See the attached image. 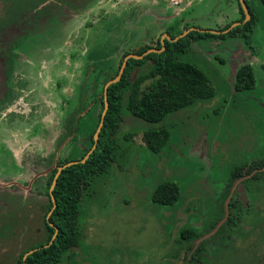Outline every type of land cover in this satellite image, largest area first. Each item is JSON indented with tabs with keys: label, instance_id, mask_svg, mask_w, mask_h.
<instances>
[{
	"label": "rangeland",
	"instance_id": "rangeland-1",
	"mask_svg": "<svg viewBox=\"0 0 264 264\" xmlns=\"http://www.w3.org/2000/svg\"><path fill=\"white\" fill-rule=\"evenodd\" d=\"M238 2L0 0V99L7 92L6 48L59 11L49 29L24 39L26 71L13 74L9 100L0 103V264H15L18 251L13 249L44 238L45 183L39 180L28 189L24 182L49 161L55 165L58 158L77 156L72 147L56 148L76 111L78 89L92 80L91 72H100L99 82L115 76L124 53L154 48L166 32L218 31L239 19ZM247 2L256 17L249 47L238 35L195 37L177 56L204 72L214 98L169 114L158 125L133 117L123 104L115 161L83 193L77 246L61 264H264V5ZM31 44L37 50L29 53ZM246 63L254 88L236 91L235 74ZM158 126L170 137L152 153L142 135ZM163 182L179 188L171 206L152 201ZM12 183L18 189H11ZM28 224L34 226V240L25 244ZM182 229L194 235L182 239Z\"/></svg>",
	"mask_w": 264,
	"mask_h": 264
},
{
	"label": "trees",
	"instance_id": "trees-1",
	"mask_svg": "<svg viewBox=\"0 0 264 264\" xmlns=\"http://www.w3.org/2000/svg\"><path fill=\"white\" fill-rule=\"evenodd\" d=\"M259 1L264 5V0ZM237 4L239 19L236 22H241L244 19V14L239 2ZM245 4L251 15L250 20L225 34L212 35L209 33L190 32L175 43L164 41V50L160 53H150L141 60H128L121 80L108 88L107 100L109 108L104 118V125L96 149L84 164H77L64 169L57 179L53 190L56 207L49 218V221L58 228L57 236L53 239L50 246L41 248L47 245L54 235V229L44 221L43 240L39 244L25 248L22 253L24 255L27 251L34 248L40 249L28 255L24 263L61 264L64 255L77 246L79 203L83 193L90 187L92 180L104 174L115 161L116 147L114 141L121 122L120 112L124 103L126 104V109L133 117L149 125H158L169 114L188 108L199 100H210L215 97V89L209 83L204 72L194 64L177 60V56L185 52L184 48L189 39H194L195 37L222 39L229 35H238L246 47H249V40L255 26L256 17L252 13L247 0H245ZM229 26L230 24L218 29V31L222 32ZM181 33L170 37L173 38ZM160 48L159 40L154 49ZM149 49L153 48L143 46L137 51L124 53L120 58L119 67L127 54L141 55ZM147 63L150 64L147 72L141 74L137 72L135 75V72ZM91 73L92 80H86L78 89L76 111L70 114V122L66 133L58 140L56 148L58 150L61 144L70 138L74 132V136L66 143L65 147H72L73 152H78L77 156L73 159L58 158L54 169L38 178V180L44 181L46 187L44 194L48 197L45 214L52 208L48 192L56 173V168L70 161L81 160L91 149L93 135L103 110V86L106 82L116 77L118 71L115 76L105 78L101 82H99L101 78L99 71L93 70ZM147 80L152 82L146 90H142V85ZM254 85L252 67L246 63L235 74L234 89L236 91H247L253 89ZM88 107H90L89 110L78 118L75 125L78 115L85 112ZM82 136L83 138L79 141ZM169 137V130L163 126H158L157 128L147 129L142 135V141L149 151L158 153L167 144ZM52 166L53 161H49L42 170H48ZM179 196V188L175 183L163 182L157 185L152 201L159 205L171 206L177 202ZM192 235H194V232L190 229H182L180 232L182 239H190ZM194 257L193 254L189 260L190 263L194 261ZM18 264H23L22 255L18 260Z\"/></svg>",
	"mask_w": 264,
	"mask_h": 264
},
{
	"label": "flooded vegetation",
	"instance_id": "flooded-vegetation-1",
	"mask_svg": "<svg viewBox=\"0 0 264 264\" xmlns=\"http://www.w3.org/2000/svg\"><path fill=\"white\" fill-rule=\"evenodd\" d=\"M35 10H37V7H36V9ZM57 12H59V11H57ZM56 11H52L51 13H50V15L47 17V19L45 20V21H43L42 23H37L35 26H33L32 27V29L31 30H29V31H27L23 36H21V37H19V38H17V39H15L7 48H6V53H5V60H4V63H3V66H4V78H5V86H6V89H7V92L12 88V83H11V81H10V78L13 76V74L16 72V71H18V72H21V73H24V71H26L25 70V68L26 67H24L23 65H26V63H24L23 61H22V56H24V53L21 51L22 49H21V45H22V43H23V41H24V39L27 37V36H31V37H33V38H35V36H37V34L43 29V28H48L49 29V27H50V23H51V21H54L56 18H55V14L57 13ZM30 12H28V14H29ZM32 15V14H31ZM235 23V22H234ZM231 24H233V23H231ZM230 24V25H231ZM165 34H167V33H165ZM159 40H160V38H159ZM166 41V40H165ZM44 46L46 47V45H43L42 47L44 48ZM49 46H50V44H49ZM28 52L29 53H31V52H33V51H35V50H37L36 49V44H31V46L30 47H28ZM23 58H25V57H23ZM27 62H29L28 60H27ZM9 63V64H8ZM19 63L21 64V65H19ZM27 66V65H26ZM24 75V74H23ZM6 92V93H7ZM11 92H13V91H11ZM5 93V95L3 96V97H1L2 99H0V103L3 105V102H5V101H8L9 99H8V95H9V93H7L6 94ZM6 104H7V102H6ZM93 104V103H92ZM91 104V105H92ZM90 105V106H91ZM88 108H90V107H88ZM87 108V109H88ZM86 109V110H87ZM89 110V109H88ZM80 115V114H79ZM78 115V117H77V119H76V123H77V120H78V118L80 117ZM76 123H75V125H76ZM73 134H74V132H73ZM72 138V135L70 136V138H68L66 141H64L62 144H61V146L59 147V149H58V151L60 152L64 147H65V145H66V143L70 140ZM4 146H5V143H4ZM5 148H7V145H6V147ZM54 167H55V165H53L51 168H49L48 170H42V171H40V172H38V174H36L35 176H33V178H30L29 179V181H27L26 183L24 182V186L26 187V188H28V189H31V187L36 183V182H38L39 180H38V178L39 177H41V176H44V175H46L48 172H50L52 169H54ZM38 180V181H37ZM16 184V183H15ZM9 187H12L11 189H13V190H16V189H18L17 188V185H13V183L12 184H10L9 185ZM50 189V188H49ZM36 191H39V192H41L40 191V189H37ZM48 195H49V192H48ZM49 199H50V201H51V198H50V195H49ZM52 203V202H51ZM30 207V206H29ZM42 207L43 206H41V205H37V208L38 209H42ZM46 209H47V207H46ZM52 209V208H51ZM50 209V210H51ZM50 210H49V212H50ZM39 212V211H38ZM45 212H46V210H45ZM49 212L47 213V214H44V217H42V223L44 224V221L45 222H47L48 223V225H49V223H51L50 221H49V218H50V216H49V218H48V214H49ZM40 213V212H39ZM52 214V213H51ZM48 218V219H47ZM42 224V225H43ZM50 226V225H49ZM32 227H34V226H31L30 224H28V231L22 236V239H23V242L25 241V242H27V243H25V244H28V242L31 240V239H33V233L31 234L30 232H31V228ZM44 227V226H43ZM43 229L44 228H42V231H43ZM36 233H38L39 234V229L37 228L36 230ZM38 234H37V237H38ZM34 240V239H33ZM39 242H41L40 240H38L37 242H35V243H29L26 247H20V249H18V248H16V249H13V251H18V259H17V257L15 258V264H18V260H19V258H20V256L22 255V261H23V264H24V259H23V257H24V255L28 252H26L24 255H23V250L25 249V248H27V247H30V246H33V245H35V244H39ZM14 243L16 244V240H14ZM17 246V245H16ZM16 246H14V248L16 247ZM6 249V248H5ZM35 249V248H34ZM33 250V249H32ZM1 264H4V262H2L1 261Z\"/></svg>",
	"mask_w": 264,
	"mask_h": 264
},
{
	"label": "water",
	"instance_id": "water-1",
	"mask_svg": "<svg viewBox=\"0 0 264 264\" xmlns=\"http://www.w3.org/2000/svg\"><path fill=\"white\" fill-rule=\"evenodd\" d=\"M239 4H240V7H241V9L243 11V14H244L243 21L235 22V23L231 24L229 26V28H227L226 30H224L222 32L213 31V30H202V29H198V28H193L192 27V28H188V29L184 30L181 34H179V35H177V36H175L173 38H171L168 34H162L161 38H160V44H161V48L160 49H154V48L153 49H149V50L145 51L141 55H136V54H133V53H129L123 58L116 77H114L113 79H111L108 82H106V84L103 86V91H102L103 110H102V113H101L99 124H98V126L96 128V131H95L94 135H93V145H92L91 149L86 153V155L81 160L70 161V162H68V163L56 168V173L54 175V178L52 180V183H51L50 189H49V195H50L51 202H52V209L50 210V212L48 214V218L51 215V213L54 210V208L56 207V202H55V199L53 198V190L55 188V185H56V182H57V179H58L60 173L64 169H66V168H68L70 166L77 165V164H84L87 161V159L90 157V155L96 149L97 143H98V140H99V137H100V133H101L102 127L104 125V118H105L106 112H107V110L109 108L108 100H107L108 88H109V86H111L113 84H116V83H118L121 80V77H122V75H123V73L125 71V68L127 66L128 60H130V59L141 60V59L144 58V56H146V55H148L150 53H160V52H162L164 50V46H165L164 41L165 40L167 42H169V43H175L179 39H181V38L185 37L186 35H188L190 32H199V33H209V34H212V35H220V34H225V33L229 32L231 29H233L235 27L243 25L244 23H246V22H248L250 20L249 18L251 17V15L249 13L247 5L245 4V0H239ZM88 109L85 112L81 113L79 116L84 115L88 111ZM49 225H50V227H52L54 229V235L52 236L51 241L47 245L42 246L41 248H47L48 246H50L51 243L53 242V239H55V237L58 234V228L55 225H53L52 223H49ZM219 225H221V224H219ZM39 249L40 248H35L33 250L28 251L24 255L23 259L25 260V258L28 255L32 254L33 252H35V251H37ZM24 264H26V263H24Z\"/></svg>",
	"mask_w": 264,
	"mask_h": 264
},
{
	"label": "crops",
	"instance_id": "crops-1",
	"mask_svg": "<svg viewBox=\"0 0 264 264\" xmlns=\"http://www.w3.org/2000/svg\"><path fill=\"white\" fill-rule=\"evenodd\" d=\"M235 13H237V14H239L238 13V8H237V10H235ZM237 20H235V21H233L232 23H234V22H236ZM233 54H234V52H233ZM250 65V64H249Z\"/></svg>",
	"mask_w": 264,
	"mask_h": 264
},
{
	"label": "built area",
	"instance_id": "built-area-1",
	"mask_svg": "<svg viewBox=\"0 0 264 264\" xmlns=\"http://www.w3.org/2000/svg\"><path fill=\"white\" fill-rule=\"evenodd\" d=\"M173 3L176 5L177 4V2L176 1H173Z\"/></svg>",
	"mask_w": 264,
	"mask_h": 264
}]
</instances>
